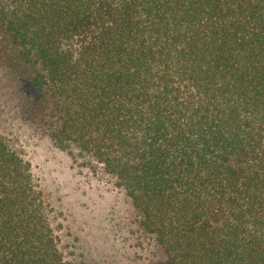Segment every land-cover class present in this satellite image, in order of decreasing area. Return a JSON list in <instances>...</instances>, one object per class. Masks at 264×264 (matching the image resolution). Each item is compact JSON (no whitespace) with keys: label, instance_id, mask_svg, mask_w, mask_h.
I'll use <instances>...</instances> for the list:
<instances>
[{"label":"trees","instance_id":"16d2710c","mask_svg":"<svg viewBox=\"0 0 264 264\" xmlns=\"http://www.w3.org/2000/svg\"><path fill=\"white\" fill-rule=\"evenodd\" d=\"M33 138L124 194L139 264H264V0H0V264H85Z\"/></svg>","mask_w":264,"mask_h":264},{"label":"rangeland","instance_id":"374dc122","mask_svg":"<svg viewBox=\"0 0 264 264\" xmlns=\"http://www.w3.org/2000/svg\"><path fill=\"white\" fill-rule=\"evenodd\" d=\"M27 146L42 183L67 212L66 243L76 246L85 264H139L148 258L138 247L130 206L109 179L47 140L33 138Z\"/></svg>","mask_w":264,"mask_h":264}]
</instances>
